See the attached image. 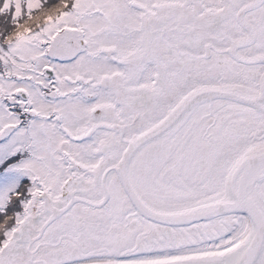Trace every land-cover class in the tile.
<instances>
[{
  "label": "flooded vegetation",
  "instance_id": "flooded-vegetation-1",
  "mask_svg": "<svg viewBox=\"0 0 264 264\" xmlns=\"http://www.w3.org/2000/svg\"><path fill=\"white\" fill-rule=\"evenodd\" d=\"M120 4L116 27L81 38L84 63L67 58L69 89L52 86L81 116L63 126L50 114L62 136L53 184H41L4 264H145L185 254L186 229L223 223L186 255L217 254L252 227L246 213L202 217L223 201H241L264 225V176L249 182L234 171L264 153V0ZM43 71L55 81L52 68ZM16 102L31 108L24 92ZM191 208L201 216L192 223L168 216Z\"/></svg>",
  "mask_w": 264,
  "mask_h": 264
},
{
  "label": "rangeland",
  "instance_id": "rangeland-1",
  "mask_svg": "<svg viewBox=\"0 0 264 264\" xmlns=\"http://www.w3.org/2000/svg\"><path fill=\"white\" fill-rule=\"evenodd\" d=\"M57 1L59 6L51 4L49 0L41 3L38 0L0 2L3 8H11L14 15L22 14L24 8L33 13L40 6L31 18L25 16L7 33L1 34L0 56L4 67L0 70V164L8 156L18 153L22 145L26 147L27 155L23 158L18 156L1 169L0 208L13 200L12 192L22 191V181L28 184V194L26 198L21 196L18 199L19 204H23L13 229L6 232V240L0 246V264L7 260L8 255L4 257L5 247L11 245L13 235L27 221L25 213L40 194L41 184H53L51 172L57 164L54 148L62 136L58 132L56 119L50 114L55 111L63 126L71 125L81 116L71 99L51 92L52 86L64 94L69 89V82L65 81L70 72L67 60L74 58L79 61L77 64L84 63L82 53L76 55L81 38L92 42L100 40L102 33L105 35L108 31L105 28L118 25L116 15L119 14L120 18L123 16L121 0ZM67 4L71 6L64 10ZM102 10L105 14L100 16ZM26 15L29 14L26 12ZM97 19L100 24L95 26L91 22ZM46 20L48 22L42 25V21ZM44 65L52 68L54 82L45 80ZM20 92L27 95L31 107L26 112L16 102ZM19 195L16 193L17 198H20ZM211 227L216 228L219 234L224 224L208 225L204 228L205 234L186 229L181 238L188 247L183 250L193 249V242L206 245L208 238L216 236Z\"/></svg>",
  "mask_w": 264,
  "mask_h": 264
},
{
  "label": "water",
  "instance_id": "water-1",
  "mask_svg": "<svg viewBox=\"0 0 264 264\" xmlns=\"http://www.w3.org/2000/svg\"><path fill=\"white\" fill-rule=\"evenodd\" d=\"M46 73H51V70L46 69ZM237 172V176L242 178L241 180L253 182L264 176V153H260L259 150L249 153L244 160L240 161L238 166L234 170ZM239 193L238 190H233L232 194L234 197ZM239 202V203H235ZM241 201L234 200L232 205L228 201H223L220 207L211 209H206L202 217L208 215H215L226 212H238L246 213L252 220V227L250 228L248 235L244 237L245 233L242 234V238L231 247L224 251L216 253H205V254H189L186 255L188 251L193 250H182L180 254L182 256H176L166 259H161L153 262H148L145 264H264V225L260 222V214L256 210L242 208L240 205ZM218 206V205H217ZM200 209L191 208L181 210L180 212L168 215L174 224L186 225L198 220L201 216H198ZM18 236L7 246L4 253L5 256H10L13 251H15L18 242L22 241L21 237L24 235V227L17 229ZM240 235V234H238ZM16 237V236H15ZM5 247V248H7ZM204 251V250H203ZM202 252V250H201ZM106 260L90 259L86 261L76 262L73 264H107Z\"/></svg>",
  "mask_w": 264,
  "mask_h": 264
},
{
  "label": "trees",
  "instance_id": "trees-1",
  "mask_svg": "<svg viewBox=\"0 0 264 264\" xmlns=\"http://www.w3.org/2000/svg\"><path fill=\"white\" fill-rule=\"evenodd\" d=\"M2 0H0L1 2ZM40 1V3L43 1H48V0H38ZM60 1V0H59ZM63 1V0H62ZM49 2L52 4H56L59 6V3L57 0H49ZM71 6V4H67V6L64 8L67 9ZM40 7V6H39ZM39 7L37 10H33V13L31 11H27V9H22V14L19 15H14V13L12 12L11 8L7 9V8H3L1 6L0 3V47H2L1 44V40H2V35L1 34H5L7 33L12 26L17 25L16 22L22 21L25 16L28 18H31V15L36 14V11H39ZM14 7H12L13 9ZM29 15H26V12ZM30 16V17H29ZM52 19V18H51ZM49 20V19H48ZM48 20L46 21H42V25H44L46 22H48ZM1 54V51H0ZM4 67L3 62H1V56H0V70ZM19 156L23 157V155L18 152L15 155H10L8 156L4 161H2V163L0 164V171L2 168L7 167L11 162H13V160L17 159ZM21 187L20 189L22 190L21 192H12L11 196H13V200H9V202L6 203V206H4V208H0V246H2L3 242L6 240V232L9 231L10 229H13V226L15 224V222L17 221V217L20 214V210H21V204H19L18 199H21V196H24V198H26L27 194H28V184L25 181H22V183L20 184ZM16 193L20 194V198L16 197ZM26 193V194H25ZM19 213V214H18Z\"/></svg>",
  "mask_w": 264,
  "mask_h": 264
}]
</instances>
